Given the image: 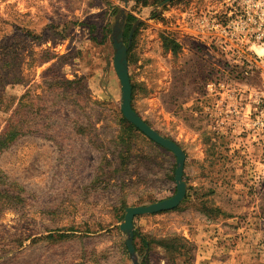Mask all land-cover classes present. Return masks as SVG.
Listing matches in <instances>:
<instances>
[{
    "label": "rangeland",
    "instance_id": "1",
    "mask_svg": "<svg viewBox=\"0 0 264 264\" xmlns=\"http://www.w3.org/2000/svg\"><path fill=\"white\" fill-rule=\"evenodd\" d=\"M164 1L0 0V134L24 129L0 153V264H133L126 209L176 193L175 156L122 120L120 9L133 107L185 152L189 194L135 219L136 259L189 264L158 245L175 237L192 243L191 264H264V110H245L260 75L238 65L228 31L199 24L225 26L233 0ZM202 218L212 225L196 231Z\"/></svg>",
    "mask_w": 264,
    "mask_h": 264
},
{
    "label": "water",
    "instance_id": "2",
    "mask_svg": "<svg viewBox=\"0 0 264 264\" xmlns=\"http://www.w3.org/2000/svg\"><path fill=\"white\" fill-rule=\"evenodd\" d=\"M127 8L131 0H122ZM138 1V0H134ZM173 0H165L162 5H166ZM137 25V24H136ZM136 25L131 30L129 40L131 42ZM127 26V13L120 9L119 15L112 24V41L114 47V70L121 84L123 117L137 130L145 135L152 142L171 152L176 158L175 183L176 193L169 199L140 207H129L125 211L123 221L120 222V231L124 234L125 245L133 264H141L136 259V249L134 246L135 226L137 217L155 215L163 212L173 211L178 208L187 195V183L184 180V168L186 154L181 147L170 139H167L152 129L134 110L132 106V83L129 73L128 52L130 45L124 43V33Z\"/></svg>",
    "mask_w": 264,
    "mask_h": 264
},
{
    "label": "built area",
    "instance_id": "3",
    "mask_svg": "<svg viewBox=\"0 0 264 264\" xmlns=\"http://www.w3.org/2000/svg\"><path fill=\"white\" fill-rule=\"evenodd\" d=\"M231 5L225 26L207 18H201L199 24L210 33L228 31L231 49L238 55V65L245 67L247 76L257 72L262 84L259 91L248 89L245 110H264V0H233Z\"/></svg>",
    "mask_w": 264,
    "mask_h": 264
},
{
    "label": "trees",
    "instance_id": "4",
    "mask_svg": "<svg viewBox=\"0 0 264 264\" xmlns=\"http://www.w3.org/2000/svg\"><path fill=\"white\" fill-rule=\"evenodd\" d=\"M145 1V0H141ZM135 21V18L130 17L129 22ZM130 26L128 27V31H130ZM163 43H164V48L166 50H170L173 54H177L181 50V45L174 39L170 37H164L163 38ZM133 89V94H132V106H133V100H134V87L132 86ZM134 108V107H133ZM135 110V109H134ZM123 122L128 125L129 130H133L135 132H139L132 124H130L126 119L122 118ZM24 136V129L23 127L13 125V124H7L5 128L3 129L2 133L0 134V153L4 152L7 150L15 141ZM187 196L184 200L186 202ZM183 202V204H184ZM176 208L175 210H178ZM64 236H60V239H62ZM139 234L136 232L135 237H134V246L137 250L136 247V240L139 238ZM141 243L143 244L144 248L146 249L147 247L149 250L151 249V246L153 245V241L146 240L145 238L141 239ZM158 245L162 247L166 252L169 250H172V253H177L178 256L180 257H188L189 258V264L192 263L193 258H194V251L189 248L192 243L186 240L185 238L177 239V238H171L168 240H164L161 242H158ZM126 250V248H125ZM127 251V250H126Z\"/></svg>",
    "mask_w": 264,
    "mask_h": 264
},
{
    "label": "crops",
    "instance_id": "5",
    "mask_svg": "<svg viewBox=\"0 0 264 264\" xmlns=\"http://www.w3.org/2000/svg\"><path fill=\"white\" fill-rule=\"evenodd\" d=\"M188 191H189V190H188ZM188 197H189V194H187V198H188ZM202 219H203V220H198L197 222L194 223V225L196 226V231H200V227H201V226L209 228L210 225H212L210 221H209V222L207 221V219H205V218H202ZM201 221H202L203 224L201 223ZM195 226H194V227H195ZM207 228H205V229H206L205 232H208V231H207ZM202 232H203V230H202ZM202 232H201V234H202ZM193 234H194V235H193ZM193 234H189L188 237H189V238H192V239L194 240L195 238H197L198 235H197L195 232H193ZM208 234H209V233H207L206 235H208ZM199 236H202V235H199ZM194 237H195V238H194ZM205 237H206V236H205ZM187 240H188V239H187ZM188 241H190V240H188Z\"/></svg>",
    "mask_w": 264,
    "mask_h": 264
}]
</instances>
